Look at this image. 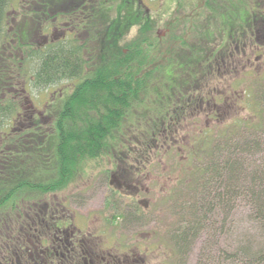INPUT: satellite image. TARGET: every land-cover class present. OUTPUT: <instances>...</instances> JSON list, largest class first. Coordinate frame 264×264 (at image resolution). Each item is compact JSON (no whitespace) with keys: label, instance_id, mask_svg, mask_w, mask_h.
<instances>
[{"label":"trees","instance_id":"16d2710c","mask_svg":"<svg viewBox=\"0 0 264 264\" xmlns=\"http://www.w3.org/2000/svg\"><path fill=\"white\" fill-rule=\"evenodd\" d=\"M11 2L0 0V244L8 251L5 258L12 259L30 239L52 228L43 220H50L63 201L46 197L82 177L88 160L145 164V156L166 144L164 153L185 155L172 167L184 172L162 197L171 209H185V230L177 239L171 237L177 254L182 238L198 235L203 243L214 241L217 218L239 195L247 196L264 232V60L259 71L252 60L258 52L264 56L262 9L249 16L240 1L235 9L231 0H202L200 26L186 16L175 19L165 48L151 40L155 22L136 15L131 0H92L81 33L48 38L37 32L43 19L33 9L12 12ZM40 4L50 7L51 0ZM57 4L67 9L66 1ZM227 10L235 16L226 31L208 37V25ZM136 26V38L124 43ZM189 33L193 43L186 40ZM232 48L249 54L244 64L251 71V93L234 103L240 111L223 117L226 90L235 79H228L226 89L225 82L238 65ZM186 59L190 62L182 71L175 68ZM27 81L37 91L64 81L69 87L62 104H56L61 92L51 95L48 125L39 122L36 111L32 116L23 111L24 126L6 133L4 124L14 121L26 102ZM196 92L199 98L193 96ZM199 107L211 123L194 129L188 125L197 121ZM256 150L263 155L261 163L246 166ZM52 201L55 205L45 212L44 203ZM223 251L216 241L203 247L199 264L219 263ZM244 256L247 264H264V241Z\"/></svg>","mask_w":264,"mask_h":264},{"label":"rangeland","instance_id":"374dc122","mask_svg":"<svg viewBox=\"0 0 264 264\" xmlns=\"http://www.w3.org/2000/svg\"><path fill=\"white\" fill-rule=\"evenodd\" d=\"M15 1V8H17V0ZM235 1H240L238 6L249 16L253 14L258 16L261 13V9L264 11V0H231L233 6L236 7L235 9H238ZM179 3L183 5V9L178 7ZM149 5L152 7L150 12L152 21L155 22L152 33H150L153 41L157 39L156 31L159 30L163 33V30L168 29L169 24H172L177 18L186 16L189 23L193 26H200L203 21L202 0H150ZM231 16H235L234 10H227L220 14L219 18L224 26L218 23L220 20L216 17L206 29L207 36L211 38L216 32L226 31L224 29L230 24ZM175 29L176 25L174 26ZM129 32L125 42L130 41L135 36L137 28L134 27ZM46 36L48 38L51 34L47 33ZM193 36L194 34L189 33L186 39L188 43L196 41ZM222 38H224L223 35ZM159 42L165 48L170 47L171 40L168 37V33ZM262 47L264 48V41ZM199 57H201L200 52ZM252 60L256 65V71H259L264 56H261L258 52ZM189 62L190 59H186L182 63L175 65V68L182 71L184 68L183 64ZM173 66L171 65L170 67ZM242 70V64L239 62L238 65L232 68L231 78L227 76L225 89L229 83L228 79L235 80L232 83V89L226 90L227 99L226 103L223 104V117H229L233 112L240 111L239 108L233 106L235 95H239V99L243 100L250 96L251 71ZM217 73L223 74L222 69L218 68ZM227 75H229L228 72ZM66 87H69V84L64 81L59 85L37 91L32 89L27 81L25 84L28 93L25 98L27 103H23L24 105L19 111L20 114L13 117L14 121L4 124L2 131L8 133L12 128L16 130L19 127H23L24 121L21 117L23 111L30 116L36 111V115H39V122L48 125L50 117L45 116L53 109V106L48 104L50 102L49 99L51 95L61 92V99L56 101V104H62L65 100ZM232 90L234 95H232ZM201 111V107L194 111V114H196L195 118L199 119L198 127L211 123L210 120L206 119V115H202ZM199 112L200 114H198ZM3 134H0L1 138H3ZM1 144L2 142L0 141ZM167 149L168 146L166 144L159 149V152H151L149 156H145L143 160H150L147 171L141 176L138 171L135 173L136 177H133V180L139 182V185L144 190L147 189L146 187H151L148 192H142L139 195L135 193L132 196L122 195L125 191H121V194L118 192L120 188L118 185H123V178L118 173L117 168L126 169L128 171L127 175L131 177V171H135L136 167L141 166L142 163H139V165L133 162L121 163L120 160L116 161L101 157L97 160H88L84 164L82 177H77L63 191L53 196L48 195L46 200L57 199L63 201L73 217H76V221L82 224L80 226L87 231L96 233L95 235H100L101 243L105 246L121 244V246L127 247L132 246L134 243H140L142 244V249L145 247L150 250L154 249L157 254L159 253L162 256L159 257L158 254V257L153 258V261L158 262L164 259L169 261L166 264H199L198 258L203 247L214 245L216 241L221 246V249L226 250L219 252L221 258H219V263L217 261L218 264H247L244 255L250 250L254 251V248L264 241V232L257 224L252 207L250 208L251 202L248 201L246 195H239L236 202L231 204L229 210H225L217 218V230L215 232V239L217 240L214 239V241L210 240L203 243L201 242L202 236L194 235L187 241L182 238L179 254L174 250V243L171 237H176L177 239L178 235L183 234L187 225V217L185 209H171L169 207L171 203L163 202L162 197L167 193L168 189L175 188L173 187L175 185L173 180L177 174L184 172L183 170L176 171L177 169L175 170L172 167L179 165L180 160L184 159L185 155L181 152L179 154L174 152L170 154L164 153ZM262 159L263 155L258 154L256 150V153L250 157L246 166L253 164V167H255L259 162L261 163ZM111 175H114L113 179ZM111 180L113 181L110 183ZM127 192L130 191L128 190ZM140 207H144L145 210ZM135 209L142 211L137 212ZM163 251L166 254L163 255ZM235 251L238 252L235 253ZM155 253L153 251V254Z\"/></svg>","mask_w":264,"mask_h":264},{"label":"flooded vegetation","instance_id":"af4514ba","mask_svg":"<svg viewBox=\"0 0 264 264\" xmlns=\"http://www.w3.org/2000/svg\"><path fill=\"white\" fill-rule=\"evenodd\" d=\"M28 1L31 2L28 3ZM42 1L45 0H17V8H15L16 1L12 0L11 11L15 12L18 10L19 14H21L20 12L25 14V11L29 10L30 12V10L33 9L34 15L43 19L37 31L40 34L47 35V33H50L56 36L71 35L74 37L83 31L82 29L85 27L88 17L91 14L90 2L92 0H64L67 3L66 10L58 8V0H51L50 7H41L42 4L40 3ZM131 4L136 15L152 19L150 13L152 7L149 5L150 0H131ZM178 7L183 9L181 3L178 4ZM63 18H65V20H63ZM135 28H137V26ZM168 31V29L163 30V33L159 30L156 31L157 40L162 39ZM134 37L132 39H134ZM232 51H236L235 54L238 58V63L240 62L242 64L243 70H247V66L244 63H247L249 60L248 52L245 51L241 54L238 50H233L232 48L230 51L231 54H233ZM232 95H234L233 90ZM193 96L199 98L201 95L196 92ZM234 97V103H237L239 101V95H235ZM172 111L173 110H171V112ZM198 120L199 119L195 121L194 119L191 125L188 126L194 129L200 128L201 126L198 127ZM149 163L150 160L146 164H141L144 168L139 166L136 167L135 171H131V177L127 175L128 171L126 169L117 168L118 173L123 178V185H118L120 186L118 192L121 194V191H125L127 194L122 193V195L132 196L135 193L139 195L142 192L151 190V187H146L147 189L144 190V188L139 185V182L133 180V177H136V172L139 171L141 176L147 171ZM111 178L113 179L114 175H111ZM112 181L113 180H111L110 183ZM128 190L130 192H127ZM52 205H55L53 201L44 203L43 207L45 212H47L48 207ZM60 205H62L60 210H55L50 220H43L45 225L49 223L52 228L40 232L34 240L30 239L27 247L17 252L12 259H7L8 251L0 244V264H166L169 262L164 259L158 262L153 261V258L158 257L159 253L157 254L156 250H150L148 247L142 249V244L140 243H134L132 246L127 247L121 246V244L105 246L101 243L99 238L100 235H95L96 233L84 229L80 226L82 224L76 221V217H73L65 204L60 203ZM140 208L145 210L144 207ZM135 211L138 212L139 209H135ZM36 213H38V211H36ZM80 222L83 223L84 221ZM153 251L156 253L153 254ZM162 254H166L165 251H163ZM159 257L162 256L159 254Z\"/></svg>","mask_w":264,"mask_h":264}]
</instances>
